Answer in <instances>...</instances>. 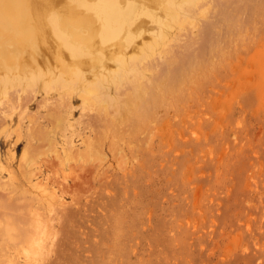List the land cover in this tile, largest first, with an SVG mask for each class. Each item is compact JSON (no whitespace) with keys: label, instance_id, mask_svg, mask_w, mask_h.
I'll list each match as a JSON object with an SVG mask.
<instances>
[{"label":"rangeland","instance_id":"374dc122","mask_svg":"<svg viewBox=\"0 0 264 264\" xmlns=\"http://www.w3.org/2000/svg\"><path fill=\"white\" fill-rule=\"evenodd\" d=\"M181 2L166 11L150 4L154 19L139 15L147 24L136 25L131 43L103 49L108 58L103 52L100 58L85 55L84 63H78L75 80L86 72L100 96L107 84L119 88L111 105L109 98L102 104L96 99L85 103L87 111L116 104L109 111H118L108 114L114 143L112 148L106 145L103 159L99 157L93 185L44 190L54 197L52 209L45 210L53 214L63 198L68 217L61 223L51 217L35 255L19 264H264V0ZM187 10L194 14L192 32L178 26L177 20L190 21ZM162 17L170 25L157 22ZM143 31L151 38L143 39ZM11 44H6L9 51ZM19 50L21 60L33 59L29 47ZM54 52H47L50 58L44 54L46 64L54 65ZM80 66L87 69L82 74ZM125 69L130 76L138 71L136 78L128 77L135 78L138 92L125 88ZM141 76L144 82L138 87L135 82ZM120 97L126 99V105L120 104L125 107L122 115L120 102L119 108L114 103ZM73 101L81 103L79 97ZM74 113L79 114L78 108ZM10 147L0 141V154ZM13 149L19 157L23 142ZM103 173L106 177L100 178Z\"/></svg>","mask_w":264,"mask_h":264},{"label":"bare ground","instance_id":"6f19581e","mask_svg":"<svg viewBox=\"0 0 264 264\" xmlns=\"http://www.w3.org/2000/svg\"><path fill=\"white\" fill-rule=\"evenodd\" d=\"M176 1L172 0V2L168 3L166 0V3H164L165 0H0V141L12 145L10 149H7L4 156L0 154V264H19L23 261L27 262L28 258L34 254L41 245L40 243L43 239V236H41L42 228L49 229L50 224L48 223L53 218H57L58 222L61 223L68 217L69 211L65 207L63 198L58 200L60 206L54 210L53 214L45 210L52 209L54 201L51 199L53 194L51 193L52 195H49L44 190L56 185L64 189L66 187L69 189V186L79 187L93 185L94 181L92 178L98 174L95 173V171L100 164L99 157L102 158L103 156L104 158V156H106L104 148L107 144L109 148L114 143L113 136L115 135V131L110 129L111 124H108V118H110V116L108 114L112 113L111 115H114L115 113L113 112L116 110L118 111L115 107L116 110L114 108L113 110L115 111L110 112L109 108L116 106V104L110 106V99L116 96L119 88L115 84L112 86L107 84L105 85L106 87H104V92L102 93L100 91L103 94L102 96H100L98 92L96 93L94 84L88 81L90 80L88 77H85V68L81 67L85 66L83 65L85 61L83 59L85 57L83 56L87 55L89 59L95 58V56L100 58L105 48L112 50L116 45L131 43L136 36V31L134 30L136 29V25L139 26L141 22L143 24L144 18H139V15H146V17L150 15L154 19V15L150 12L153 6L150 8V4L154 3L156 7L161 5L164 9L166 7L170 9L176 6ZM192 1L190 0L191 3ZM178 2L181 1L178 0ZM181 3H183V0ZM58 4L62 5L58 6ZM177 7L180 9L178 3ZM161 10H159L160 13ZM183 11L181 10V14H183ZM243 11H245V9H243ZM186 12H188V10ZM186 12H184V16ZM192 13H187L188 15L186 16L188 19L190 15H194ZM162 14L163 13H161V15ZM173 14H170L169 17ZM165 15L166 14L163 16ZM197 15L195 13V16ZM205 15L204 13V16ZM186 16L184 18H186ZM225 16L221 19H225ZM240 16H242V14ZM166 17L165 19H167ZM199 17L202 19L204 18L203 15H199ZM192 18L193 17L190 16V21L177 20L178 26L184 28L188 32H192L190 27L191 24H189ZM196 18H194V20H196ZM165 19L163 20V17L157 18V22L162 21V23L170 25ZM192 22L195 23L196 21ZM145 23L146 22H144L143 27ZM133 24L134 28H132ZM193 26L195 27V25ZM230 27H228V31ZM224 28L225 26L223 29ZM152 29H154V27H152ZM154 30H156V28ZM144 31L141 37H143V39H148L147 37H149L150 33L148 36L145 35L144 37V33L146 32ZM166 31H168L167 28ZM158 32L156 36H158ZM146 34H148V31ZM191 35L190 37L192 39ZM156 36L154 38H157ZM149 38H151V35ZM194 39H197V42L202 41V39L198 37ZM136 42L138 44V41ZM8 43H12L11 47L14 52H12L13 50H8L6 45ZM178 43H180L179 40ZM137 44H135V48H137ZM143 44L145 43L143 42ZM22 46H27L31 49L32 54L29 53L30 51H25L32 55L33 59L31 61L25 59L21 60L18 57L19 48ZM125 47H127V49L124 48V50H128L129 46L127 45ZM137 49H134V51ZM149 49L151 48L149 47ZM54 50L56 55L54 54L55 56H53L54 60L51 58V62H55L54 65H50L51 63L46 64L45 62L47 61H45L44 54L46 55L47 52L52 53ZM222 50L224 51V48H222ZM165 51H167L166 48ZM137 52L138 51L134 53ZM139 52L138 54H140ZM183 53H185L184 49ZM106 54L107 53L104 52V56ZM166 54H169V59L171 61L170 52L168 53L167 51ZM51 55H53V53ZM154 55L155 53L153 56ZM123 56L126 58V55ZM111 57L113 56L111 55ZM217 57L216 59H218ZM48 58H50V56H48ZM81 62H83L80 66L81 69L79 68L78 70H80V72L83 70L84 77H81L82 79L78 81L77 79L75 80L74 76L77 75V67H79L77 65ZM87 62L86 60V66ZM157 63L158 62L155 64L157 65ZM159 63L158 65H160ZM169 63L166 64L170 65ZM42 64H45V66L43 65L42 67ZM118 64L120 63L118 62ZM142 64H145L144 60L141 66ZM175 65L174 63V66ZM88 67H90V63L87 68ZM181 67H183V64ZM121 68L123 69V66ZM139 68L137 70H139ZM108 69L107 67V70ZM132 69L131 67L128 69L130 74ZM141 69L142 67L140 70ZM174 69L176 70V67ZM174 69L172 71H175ZM93 71L95 73L97 72L96 70H92V72ZM69 72L71 73L70 76L67 74ZM87 72L89 75L90 72ZM143 72L145 71L143 70ZM111 73L109 71L110 78ZM137 73H133V76H131L134 77ZM101 74H103V72ZM115 74L114 76L116 78ZM122 74L123 81L126 82L125 88L129 89V86H132V89L138 92V88L136 89L133 87L136 76L128 81L131 76L128 74L127 70ZM145 74L146 73H144V76ZM96 75H98V73ZM98 77L100 76L98 75ZM142 77L143 76L135 82V84L138 82V87L144 82ZM89 78L93 77L91 76ZM143 88L145 89V87ZM140 91L142 92V89L139 90V92ZM133 93L135 94V92ZM75 97H79L81 100L79 106L75 105L73 101ZM136 97L138 98V95ZM108 98L109 100H107ZM95 99L99 101L98 104H102V101L105 99L109 101L110 105L106 102V104L110 106L108 110L107 106L104 104L100 107H96L92 111H87L85 103L88 101L93 102ZM119 100L114 101V103H117V107L124 103L122 98ZM95 102L96 101H94V103ZM118 102H120L119 105ZM98 104L96 105L98 106ZM32 105L37 106L38 110L36 112L32 110ZM124 105L126 104L124 103ZM124 105H120L122 109H119L121 115L123 113L122 111H124L123 108L125 109ZM76 108H78L79 111L77 116L74 113ZM120 113L117 114L120 115ZM22 142L23 149L21 155L16 157L13 148ZM9 146L10 145H8V148ZM95 158L98 159L97 162L93 161ZM102 163L103 162H101V164ZM103 177H106L104 173L100 178ZM63 238L64 237H62V239ZM55 250H57V248ZM38 252L40 251L38 250Z\"/></svg>","mask_w":264,"mask_h":264}]
</instances>
